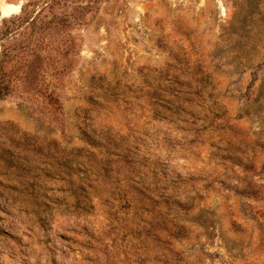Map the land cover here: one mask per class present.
Masks as SVG:
<instances>
[{
  "label": "rangeland",
  "instance_id": "rangeland-1",
  "mask_svg": "<svg viewBox=\"0 0 264 264\" xmlns=\"http://www.w3.org/2000/svg\"><path fill=\"white\" fill-rule=\"evenodd\" d=\"M0 82V264H264V0H0Z\"/></svg>",
  "mask_w": 264,
  "mask_h": 264
},
{
  "label": "bare ground",
  "instance_id": "bare-ground-1",
  "mask_svg": "<svg viewBox=\"0 0 264 264\" xmlns=\"http://www.w3.org/2000/svg\"><path fill=\"white\" fill-rule=\"evenodd\" d=\"M18 8V6L13 5V4H4L2 5L1 9H2V15L3 16H9L13 13L14 8ZM17 10V9H16Z\"/></svg>",
  "mask_w": 264,
  "mask_h": 264
},
{
  "label": "trees",
  "instance_id": "trees-1",
  "mask_svg": "<svg viewBox=\"0 0 264 264\" xmlns=\"http://www.w3.org/2000/svg\"><path fill=\"white\" fill-rule=\"evenodd\" d=\"M3 87L1 86V82H0V97H2L3 96Z\"/></svg>",
  "mask_w": 264,
  "mask_h": 264
}]
</instances>
